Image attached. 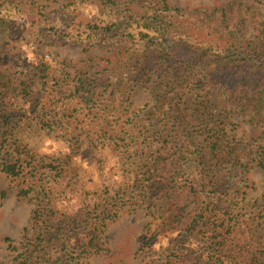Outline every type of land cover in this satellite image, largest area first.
<instances>
[{
	"label": "trees",
	"instance_id": "16d2710c",
	"mask_svg": "<svg viewBox=\"0 0 264 264\" xmlns=\"http://www.w3.org/2000/svg\"><path fill=\"white\" fill-rule=\"evenodd\" d=\"M84 9V0H65L59 24L46 21L39 37L52 46L82 44L85 51L117 46L111 57L76 68L77 95L84 105H99L87 118L73 114L68 121L60 98L67 91L63 68L57 80L33 64L18 85L0 81V171L28 178L18 195L34 203L32 237L17 245L4 239L14 253L11 264H89L126 201L151 199L159 215L152 238L176 234L169 264H264V202L236 211L251 169L264 166V146L225 129L227 107L264 128L261 14L240 0L197 9L172 8L168 0H103L82 21ZM16 11L11 0H0V24ZM136 46L141 51L133 55ZM38 81L41 91L34 90ZM151 82L153 104L138 119L133 95ZM47 93L38 108L37 96ZM73 124L87 127L56 136L63 148L40 168L16 137L27 125L36 133ZM82 157L94 164L113 159L114 173L86 185Z\"/></svg>",
	"mask_w": 264,
	"mask_h": 264
},
{
	"label": "rangeland",
	"instance_id": "374dc122",
	"mask_svg": "<svg viewBox=\"0 0 264 264\" xmlns=\"http://www.w3.org/2000/svg\"><path fill=\"white\" fill-rule=\"evenodd\" d=\"M103 0H84L85 9L80 14L79 19L85 21L101 8ZM234 0H168L172 8H212L221 7ZM250 4L261 14L264 22V1L261 0H240ZM17 11L0 24V81L11 82L18 85L28 73V69L33 64H43L48 70L51 78L58 79L57 69L66 74L64 77V104L68 111L65 112L69 123L74 114L78 121L88 117V113L94 112L99 105H84L75 91L76 81L75 71L81 67L80 62L84 60H97L111 57L117 51V46L111 48H94L89 51L84 50L82 44L66 42L62 45H49L40 39V30L44 28L46 21L59 24L60 10L65 4V0H11ZM57 15V16H56ZM59 17V18H58ZM58 18V19H57ZM133 55L138 54L141 49L139 46ZM132 51V50H131ZM110 75V74H109ZM120 76V70L116 77ZM62 79V78H61ZM60 80V79H59ZM62 82V80H60ZM37 82L35 91H41L42 85ZM53 81H50L52 85ZM153 82L147 86L138 87L133 95V109L136 118H140L152 106V95L149 93ZM62 84V83H61ZM72 94V95H70ZM46 98L37 96L41 99L40 108ZM225 106V104H222ZM80 106V107H79ZM227 107V106H226ZM231 110L230 124L226 126V132L232 137L242 139L245 142L261 140L264 146V128L252 125L247 119L238 115L234 108ZM135 118V119H136ZM126 120L125 118L123 119ZM137 120V119H136ZM136 120L134 122H136ZM121 123L124 132L129 131L125 123ZM83 126H51L43 131L24 126L19 129L17 139L21 144L33 150L34 165L40 168L41 164H47V156L52 152L60 150L63 146L55 140L56 136L68 135L70 133L80 134ZM87 131V130H86ZM81 166L87 179L84 183L95 184L103 183V180L110 178L114 173V167H110V162L92 163L91 157H82ZM2 161L0 159V168ZM109 168H111L109 170ZM41 170L44 171L43 168ZM25 179H10L0 171V264H11L14 258L13 251L9 244L4 242L9 238L13 245L19 244L24 238L32 237L31 212L34 203L31 199L19 197V190L27 186ZM250 188H240V197L244 198V203L237 207V210L253 211L254 205L264 202V166L251 169L249 175ZM241 192H244L243 194ZM5 195L3 196V194ZM33 194L30 195V198ZM239 197V198H240ZM209 202L212 196H204ZM151 200L145 203L139 201L138 205L134 200L126 201L125 207L119 212L118 217L107 223L104 233L100 237L103 251L93 254L89 264H169L167 250L172 249V242L175 239L174 233L153 239L152 234L159 223V215L151 206ZM170 260V259H169ZM207 256L203 261L207 262ZM171 261V260H170Z\"/></svg>",
	"mask_w": 264,
	"mask_h": 264
}]
</instances>
